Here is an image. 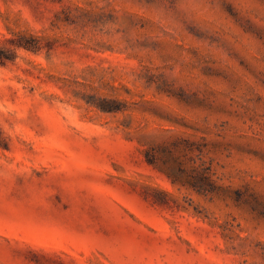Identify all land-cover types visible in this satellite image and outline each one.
I'll return each instance as SVG.
<instances>
[{"label":"rangeland","instance_id":"374dc122","mask_svg":"<svg viewBox=\"0 0 264 264\" xmlns=\"http://www.w3.org/2000/svg\"><path fill=\"white\" fill-rule=\"evenodd\" d=\"M0 54V264H264V0H0Z\"/></svg>","mask_w":264,"mask_h":264},{"label":"trees","instance_id":"16d2710c","mask_svg":"<svg viewBox=\"0 0 264 264\" xmlns=\"http://www.w3.org/2000/svg\"><path fill=\"white\" fill-rule=\"evenodd\" d=\"M24 47H25L27 50L31 49V48H30L31 46H28V45H25ZM6 57H7V56H6ZM5 59H6L5 56H1V54H0V63H2V65H4V63H5L4 61H5Z\"/></svg>","mask_w":264,"mask_h":264}]
</instances>
